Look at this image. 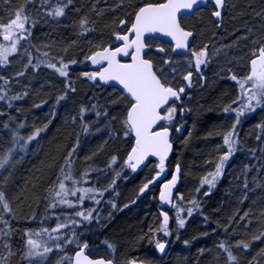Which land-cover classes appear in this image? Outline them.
Segmentation results:
<instances>
[{"label": "trees", "instance_id": "obj_1", "mask_svg": "<svg viewBox=\"0 0 264 264\" xmlns=\"http://www.w3.org/2000/svg\"><path fill=\"white\" fill-rule=\"evenodd\" d=\"M94 2L95 0H73V4L66 9V15L58 21L44 17L43 12L37 10L40 0H36L35 8L29 6V14L36 20L31 44L41 52L49 51L50 45L51 51L62 55L66 62L78 61L69 68V79L76 91H69L65 100L56 103V98L66 91L67 81L53 70L41 68L37 72L29 68L25 71L23 65L18 71H13L14 57H10V65L0 66V76L11 80L9 95L28 93L22 100L14 101L12 109L0 102V112L10 113L14 117L10 128L15 129L19 122H24L25 127L20 129V134L26 137L35 128H43L47 124L37 140L29 145L23 160L12 169L8 195L17 213L16 219L12 221L15 229L10 241L13 250L16 251L20 245L24 230H36L41 226L55 227L52 212L47 214L53 215L52 219L43 225L40 223L41 217L46 215L44 198L59 168L64 164V158L76 146L79 137L80 146L72 158L76 177L85 170H103L99 175L94 172L91 178L96 187L103 189L108 187L115 171H122L114 191L106 192L98 206L99 223L94 220L91 225L79 230L83 234L82 242L89 244L88 255L92 258L111 259L114 264H128L130 260L146 264H225V255L218 251L220 242L234 244L239 238L250 240L253 234L264 230V217L261 216V212H264V140H256V136L260 134L256 125L264 123V109L241 117V123L236 129L239 149L228 161L222 179L212 189L211 195L204 196L203 192L207 191L204 188L197 193L195 189L200 187L201 177L213 170L207 162L214 161L224 151L223 134L230 130L235 120L234 113L225 114L223 108L231 104L238 94L237 84L230 79V74L221 75L210 68L204 69L205 79L194 76L193 89L189 91L190 99L184 98L183 105L190 108L191 112L185 114L183 121L178 118V122H184L185 127L182 136L173 133L174 148L167 164V174L154 186H150V190L143 196H139V188L154 174L153 171L151 173L153 165L150 164L139 174L121 169L120 164L128 150L127 142L123 137H116L105 126L108 122L103 121V118L98 122L91 111L92 104H96L98 110L111 111L113 106L109 99L112 89L93 87L81 75L83 71L92 70L84 62V55L89 48L88 41L106 40L115 27L113 20L117 16H124V12L119 10L115 13L105 11L104 15L97 16L91 11ZM112 2L113 0H109V4ZM24 3L25 0H11V8H6L4 0H0V23H7L11 13ZM233 4L235 7H232ZM99 6L107 8L104 4ZM262 7L264 0H229L221 29L213 26L208 9L191 17L187 27L196 29L195 44L200 31L206 28L212 31L216 41L225 43L227 40L231 47L243 50L236 57L237 64L234 63V73L242 77L245 75L243 69L248 62L251 39L264 35V18L256 15ZM82 17H87L90 21L89 28L95 30L87 37L79 35V21ZM248 28L252 29V36L247 40L239 39ZM32 51L36 55L35 48ZM26 63L25 58L24 64ZM20 71L25 72L24 76L16 77V73ZM2 87L3 82L0 81V88ZM81 107L89 109L85 114V122L90 126L91 132L87 135L82 132L79 121L75 125L71 122L73 116H78ZM53 112L54 118L51 115ZM6 120L7 116L0 117V149H7L9 146L11 134L3 129ZM111 127L118 129L119 125L113 122ZM113 155L118 157L119 163L113 169H107L106 165ZM177 163L181 167L178 191L185 197L182 206L189 207L187 201L196 198L200 201V209L191 217L183 214L186 220L183 229H177L175 213L169 211L172 235H160L159 238L169 243L166 255L160 258L156 254L154 242L150 243L144 237L150 227L155 229L161 222V207L157 202L159 186L169 178ZM245 182L248 184L247 190L244 189ZM109 201L115 203L116 207L113 208ZM93 206L89 201L84 204L85 208ZM245 212L250 213L249 219L252 222L247 232L240 222V217ZM54 213L72 214V210L57 208ZM33 214L36 215L35 221L30 219ZM232 217H235V223L226 233L225 227ZM233 232L236 233L235 236ZM185 240L189 242L187 245ZM104 241L111 243L114 249H108ZM261 249H264V242H251V255L238 254L241 264H247ZM0 254H4L2 248ZM61 255L54 251L45 264H57ZM9 264H20L19 255L10 258Z\"/></svg>", "mask_w": 264, "mask_h": 264}, {"label": "snow or ice", "instance_id": "obj_2", "mask_svg": "<svg viewBox=\"0 0 264 264\" xmlns=\"http://www.w3.org/2000/svg\"><path fill=\"white\" fill-rule=\"evenodd\" d=\"M4 4L6 8H11V0H4ZM72 4L73 0H40L37 10L42 11L44 17L58 21L66 15V9ZM100 4L107 5V8H101ZM30 5L35 8L36 0H25L24 4L11 13L7 23H0V66L10 65V57H26L25 71L29 68L37 72L41 68L53 70L67 81L66 91L56 98V103L59 104L66 99L69 91H76L69 79V68L78 61L66 62L62 55L51 51L50 45L49 51L41 52L31 44L32 29L36 20L29 14ZM228 8L229 0H113L111 4L109 0H95L91 6V11L97 16L104 15L105 11L124 12L122 18L117 16L113 20L115 27L106 40L88 41L89 48L84 55V62L90 64L94 70L83 71L81 75L90 81L93 87L112 89L109 99L113 106L111 111L98 110L96 104L91 105V111L98 122L103 118V121L108 122L105 126L109 127L116 137H123L127 142L128 150L120 164L121 169L137 173L142 168L153 165L154 175L139 188V196H143L150 190V186H154L167 174V164L174 148L173 133L182 136L185 127L184 122H178V118L183 121L185 114L191 112L190 108L184 107V98L190 99L189 90L193 88L194 76L205 79L204 69L211 61L209 44H195L196 29L187 27L188 20L208 9L213 26L221 29ZM256 15L264 18V7ZM89 23L87 17L80 19V36L87 37L95 31L89 28ZM251 36L252 29L248 28L239 39L247 40ZM33 48L36 55H33ZM220 52V48H215L212 55H218ZM248 55V62L243 69L245 75L239 77L232 73L231 68L228 69L231 73L230 79L238 85L239 92L236 99L223 108V112L234 113L235 122L230 130L223 134L222 154L214 161L207 162L213 170L201 177L200 187L195 189L200 193L201 188L206 186L204 196L211 195L212 189L224 175L226 164L239 149L236 129L241 123V117L264 109V35L251 39ZM24 74V71L17 72L16 77H22ZM0 81L3 82V87L0 88V102H4L9 109H12L14 101L22 100L28 94L24 92L22 95H9L11 80L0 76ZM88 111V108L81 107L78 116H73L71 121L74 125L79 121L85 135L91 132L90 126L85 122V114ZM51 115L55 117L54 112ZM4 116H7V120L3 123V129L11 135L7 149H0V248L4 253L0 254V264H9L10 258L17 255L20 264H45L54 251L62 254L57 264H114L111 259L92 258L88 255L89 244L82 242L83 234L79 230L91 225L94 220L99 223L98 206L106 192L114 191L122 171H115L110 184L103 189L96 187L91 180L94 172L99 175L103 170H85L76 177L72 158L80 146L79 137L76 146L64 158V164L59 168L44 198L46 215L41 217L40 223L43 225L54 215L55 227L41 226L36 230H24L20 245L16 251L13 250L10 242L15 231L12 221L16 219L17 213L8 195L12 169L23 160L29 145L37 140L40 133L47 128V124L43 128H35L25 137L20 134V129L25 127L24 122H19L13 129L10 128V123L14 117L10 113L0 112V117ZM113 122L119 125L118 129L111 127ZM256 127L260 133L256 140H264V123H258ZM188 136H191V132ZM118 163V157L113 155L106 168L113 169ZM180 179L181 167L177 163L170 179L165 180L159 189L161 205L176 209L177 229L185 227L183 214L191 217L200 209V201L196 198L187 201L189 207L182 206L185 197L178 191ZM90 184L91 186H85ZM244 189H248L247 182L244 183ZM86 201L94 206L85 208ZM109 203L113 208L116 207L115 203ZM57 208L70 209L72 214L55 215L54 210ZM49 212L53 215H47ZM159 215L162 217L159 226L155 229L150 227L144 238L150 243L154 242L155 250L164 254L168 246L167 241L159 237L161 234L163 237L172 235L169 227L170 216L163 207ZM249 215V212H245L240 217L246 232L252 223ZM261 216L264 217V212H261ZM30 219L35 221L36 215L33 214ZM233 223L235 217L228 221L226 233L233 227ZM235 235L233 232V236ZM254 241L264 242V230L253 234L250 240L239 238L234 244L220 242L218 251L225 255V264H241L238 254L251 255V242ZM184 243L187 245L189 242L185 240ZM104 244L108 249H114L111 243L104 241ZM128 264H137V261L130 260ZM247 264H264V249L252 256Z\"/></svg>", "mask_w": 264, "mask_h": 264}, {"label": "rangeland", "instance_id": "obj_3", "mask_svg": "<svg viewBox=\"0 0 264 264\" xmlns=\"http://www.w3.org/2000/svg\"><path fill=\"white\" fill-rule=\"evenodd\" d=\"M204 43L209 44L210 56H211V61H210V64L207 68H210L211 70H215V72H217L221 75H223V74H227V75L230 74L231 75V73L228 72V69L231 68L232 73H234V71H235L234 70L235 69L234 63L237 64L236 63V57L239 56V54L243 53V50L241 51V49L238 47H233V46L231 47L227 40L225 41V43L216 41L212 31L207 30L206 28H203L200 31L199 38L197 39L196 45L202 46ZM225 45H229L230 47H224ZM215 48L221 49L220 54L212 55ZM25 58L26 57H14V61L12 62L13 63L12 64L13 65V71H18L19 69H21L23 67ZM222 69H223V71H222ZM201 84H202V82H201ZM236 88L239 92L238 85H236ZM246 115H249V114H246ZM152 171L154 172V170H151V173H152ZM164 176L165 175H163L161 177V179ZM161 179L159 181H161ZM204 189L206 190L207 187L205 186ZM169 211H171L172 213H175L176 209H173L169 206Z\"/></svg>", "mask_w": 264, "mask_h": 264}, {"label": "water", "instance_id": "obj_4", "mask_svg": "<svg viewBox=\"0 0 264 264\" xmlns=\"http://www.w3.org/2000/svg\"><path fill=\"white\" fill-rule=\"evenodd\" d=\"M89 65H90V64H89ZM90 67H91L92 70H94L93 67H92L91 65H90ZM172 154H173V152L171 153V155H170V157H169V160L171 159ZM144 169H145V168H142V170L138 171V172L135 173V174H139V173L143 172ZM174 169H175V167L173 168L172 172L174 171ZM172 172H171V173H172ZM170 176H171V174H170ZM170 176H169L168 179H170ZM163 182H164V181H163ZM163 182H162V183H163ZM162 183L160 184L159 189H160ZM180 183H181V179H180V181L178 182V188H179V186H180ZM157 202H158V204L160 205L161 208L163 207V210L169 212V206H162L161 203H160V201H159V190H158V195H157ZM160 211H161V210H160ZM169 216H170V215H169ZM160 218H161V221H162V217H161V216H160ZM170 223H171V218H170V221H169V225H170ZM167 245H168V246H167L166 251H165L164 254H160V253H158V252L156 251V254H157L158 257L162 258V257H164V256L166 255V253H167V251H168V249H169V243H168V242H167ZM137 264H146V263H143V262H139V261H137Z\"/></svg>", "mask_w": 264, "mask_h": 264}, {"label": "flooded vegetation", "instance_id": "obj_5", "mask_svg": "<svg viewBox=\"0 0 264 264\" xmlns=\"http://www.w3.org/2000/svg\"><path fill=\"white\" fill-rule=\"evenodd\" d=\"M193 89V88H192ZM192 89L191 90H189V91H192Z\"/></svg>", "mask_w": 264, "mask_h": 264}]
</instances>
